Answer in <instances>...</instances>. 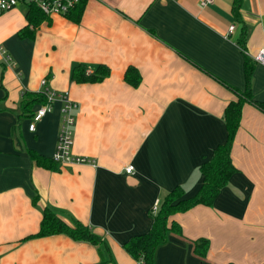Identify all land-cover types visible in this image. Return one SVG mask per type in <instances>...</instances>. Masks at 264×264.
<instances>
[{"label": "crops", "instance_id": "obj_1", "mask_svg": "<svg viewBox=\"0 0 264 264\" xmlns=\"http://www.w3.org/2000/svg\"><path fill=\"white\" fill-rule=\"evenodd\" d=\"M232 5L86 0L78 21L45 15L29 25L33 36L18 33L28 23L27 4L0 11V264H98L89 241L63 233L27 237L38 231L45 206L100 235L106 264L135 262L123 243L150 228L154 203L176 185L184 196L199 189V165L226 139L224 108L245 89V58L253 61L264 47V0H240V20ZM77 63L87 72L99 63L110 71L77 82L70 74ZM129 65L140 74L136 85L124 79ZM44 86L75 102L71 149L91 162L48 168L30 156L32 148L52 157L57 141V97L28 128L24 94ZM250 87L264 101V64L252 62ZM230 155L236 170L212 204L171 215L180 231L167 233L155 264H264V110L249 101ZM200 238L208 240L202 255L194 249Z\"/></svg>", "mask_w": 264, "mask_h": 264}, {"label": "trees", "instance_id": "obj_2", "mask_svg": "<svg viewBox=\"0 0 264 264\" xmlns=\"http://www.w3.org/2000/svg\"><path fill=\"white\" fill-rule=\"evenodd\" d=\"M85 3L86 0H80L66 16L74 21H78ZM239 4L240 0H233L232 10L237 20H240L238 11ZM25 15L28 23L21 28L18 33L19 35L33 36L34 30L32 28L44 19L47 14L42 12L33 3H29L27 4ZM29 25H31L32 28H30ZM244 39V34H242L238 40L242 46H244ZM253 61L248 57L245 58V89H236L235 98L231 99L224 108L223 118L227 129L226 139L215 147L212 156L208 160L199 165V169L203 175L201 186L193 195L184 196L183 188L180 185H176L163 196L161 202L158 203L157 210L155 212L151 211L152 223L150 228L144 232L131 235L123 243L125 250L135 260V262L131 264H155V250L160 244L166 241L167 233L169 231H180V225L170 218L171 215L177 211L187 210L200 202L207 205L212 204L220 188L226 183L230 174L236 170L231 160L230 150L233 138L239 126L242 105L245 101H249L264 110V101L255 99L251 92L250 77ZM86 69L87 67L84 63L75 64L70 72L71 78L77 82L96 81L107 76L110 71L109 67L102 63H99L92 72H87ZM124 79L128 83L136 85L140 80V74L134 66L129 65L125 69ZM42 93L27 92L24 94V107L29 115H32L34 112L31 109L33 103L45 100L44 93ZM29 154L36 163L44 167L51 168L57 163L52 157L45 156L32 148H29ZM35 198L33 201L36 200ZM57 233H63L73 239L85 240L95 244L100 256L98 264H106L111 259L109 253L107 254L104 249L105 243L100 235L92 231L88 225L74 217H71L70 222H67L50 206H45L42 209V218L39 223L38 231L27 237L45 236ZM207 244L208 240L206 238L196 239L194 249L198 254L202 255L207 249Z\"/></svg>", "mask_w": 264, "mask_h": 264}, {"label": "built area", "instance_id": "obj_3", "mask_svg": "<svg viewBox=\"0 0 264 264\" xmlns=\"http://www.w3.org/2000/svg\"><path fill=\"white\" fill-rule=\"evenodd\" d=\"M80 0H0V11H4L11 7L16 6L19 2H24L25 4L33 3L42 12L47 15L60 14L67 15L79 2ZM211 0H199L200 5H205ZM234 24L230 25L228 30H232ZM5 53L4 49L1 50ZM6 59H9L8 54H4ZM253 60L264 64V47H261L252 56ZM42 85H45L46 79L42 78L40 80ZM43 93L45 94L47 100L45 103L41 104L31 116V121L28 125L29 130L35 129V123L39 121L46 112L51 110L52 97H57L61 101L60 105V121L58 126L57 141L55 144V149L52 154L54 161L59 163H84L91 162L92 160L86 156L76 155L72 151L73 144V129L75 122L74 108L76 106L75 102L69 98L67 92H59L48 89L46 86L43 87ZM133 166L127 165L125 167L126 172H131ZM158 207V201H156L152 207V211L155 212Z\"/></svg>", "mask_w": 264, "mask_h": 264}]
</instances>
